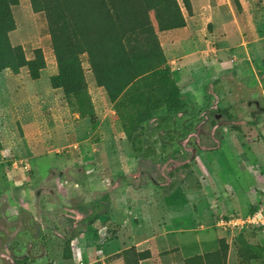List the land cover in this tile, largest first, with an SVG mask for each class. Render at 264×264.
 <instances>
[{
	"label": "rangeland",
	"instance_id": "obj_1",
	"mask_svg": "<svg viewBox=\"0 0 264 264\" xmlns=\"http://www.w3.org/2000/svg\"><path fill=\"white\" fill-rule=\"evenodd\" d=\"M18 1L10 42L46 68L0 73V264H264V225L248 223L264 207V0L160 1L182 110L143 122L119 118L87 56L90 108L52 89L46 15Z\"/></svg>",
	"mask_w": 264,
	"mask_h": 264
},
{
	"label": "trees",
	"instance_id": "obj_2",
	"mask_svg": "<svg viewBox=\"0 0 264 264\" xmlns=\"http://www.w3.org/2000/svg\"><path fill=\"white\" fill-rule=\"evenodd\" d=\"M30 1L35 13L46 15L51 35L57 62L51 87L61 90L81 111L91 107L83 56L88 58L97 87L106 92L123 122L133 115L147 121L162 109L182 110L180 89L166 68V57L151 25L150 13L162 0ZM18 2L0 0V73L26 68L30 79L38 81L46 68L42 51L36 50L34 59L28 61L23 48L10 42L16 30L12 8ZM143 82L149 83L148 91L134 94ZM219 245V251L227 250L224 239ZM140 257L147 259L148 254ZM23 259L20 264L34 258L26 255Z\"/></svg>",
	"mask_w": 264,
	"mask_h": 264
},
{
	"label": "crops",
	"instance_id": "obj_3",
	"mask_svg": "<svg viewBox=\"0 0 264 264\" xmlns=\"http://www.w3.org/2000/svg\"><path fill=\"white\" fill-rule=\"evenodd\" d=\"M183 52H184V47L182 45L177 46V47L175 45H173L172 51H168V52L165 51V53L167 55V59H168V65H176L177 62L180 60L179 58L181 57ZM241 151H242L241 153H244L245 150L242 149ZM249 160H250V158H249Z\"/></svg>",
	"mask_w": 264,
	"mask_h": 264
},
{
	"label": "built area",
	"instance_id": "obj_4",
	"mask_svg": "<svg viewBox=\"0 0 264 264\" xmlns=\"http://www.w3.org/2000/svg\"><path fill=\"white\" fill-rule=\"evenodd\" d=\"M248 223L254 227L264 225V207H260L252 216Z\"/></svg>",
	"mask_w": 264,
	"mask_h": 264
}]
</instances>
